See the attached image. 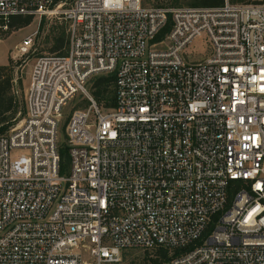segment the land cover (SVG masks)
<instances>
[{
    "label": "built area",
    "instance_id": "1",
    "mask_svg": "<svg viewBox=\"0 0 264 264\" xmlns=\"http://www.w3.org/2000/svg\"><path fill=\"white\" fill-rule=\"evenodd\" d=\"M57 6L0 0V34ZM62 14L66 52L34 60L25 113L0 135V264H122L156 248L163 264H264V0H75ZM200 37L211 54L189 62ZM111 73L103 108L88 84Z\"/></svg>",
    "mask_w": 264,
    "mask_h": 264
},
{
    "label": "trees",
    "instance_id": "2",
    "mask_svg": "<svg viewBox=\"0 0 264 264\" xmlns=\"http://www.w3.org/2000/svg\"><path fill=\"white\" fill-rule=\"evenodd\" d=\"M66 0H55V4L65 2ZM148 1L152 2V6H194V7H216L223 3V0H142V5H146ZM32 22L30 16H15L10 20L9 29L1 34H7L13 30L21 29L28 26ZM167 31L165 28L161 34L157 36L160 39ZM68 47L67 33L63 30L61 33L54 35L52 38V45L50 47L51 52H59L64 54ZM13 69L14 63L11 61L9 65H0V135H3L13 125L19 117L24 115L25 105L20 109L19 102L14 95L13 85ZM114 83L115 74L97 75L94 76L88 84V88L95 98L99 106L103 108L112 107L115 105L114 95ZM86 103L78 105V107H85ZM68 118V117H67ZM67 121V119H66ZM65 140V137H64ZM61 141L58 147V153L60 158V171L64 173L68 165V155L65 145V141ZM191 246L176 249L174 255H178L187 251ZM146 254L141 264H163L171 257L168 254V250L165 248H156L153 250L152 255L150 251L146 250ZM125 256V251L122 253V257Z\"/></svg>",
    "mask_w": 264,
    "mask_h": 264
},
{
    "label": "rangeland",
    "instance_id": "3",
    "mask_svg": "<svg viewBox=\"0 0 264 264\" xmlns=\"http://www.w3.org/2000/svg\"><path fill=\"white\" fill-rule=\"evenodd\" d=\"M75 0H66L59 3L57 12L39 19H32V22L21 29L13 30L7 34H0V65H9L12 61L14 63L13 82L14 95L19 102L20 109L24 106L25 91L28 85L29 74L34 60L44 54L53 53L50 51L52 45V38L54 35L61 33L63 30L67 33L68 22L64 18L62 12L67 9ZM146 5H152L148 1ZM181 6V5H180ZM174 7V6H173ZM34 35L33 45L24 55L20 54L19 46L22 40L27 35ZM211 54V46L205 37H200L194 40L186 49L185 56L189 62H199ZM80 98V97H78ZM73 103H70L64 110L65 113L72 109ZM68 113V112H67ZM16 121L18 122L23 115H19ZM64 124V121H63ZM9 129L6 131L8 132ZM5 132V133H6ZM60 140H64V133L62 129ZM4 133V134H5ZM146 250L143 249H129L125 251L122 264H141ZM153 251H150L152 255Z\"/></svg>",
    "mask_w": 264,
    "mask_h": 264
},
{
    "label": "crops",
    "instance_id": "4",
    "mask_svg": "<svg viewBox=\"0 0 264 264\" xmlns=\"http://www.w3.org/2000/svg\"><path fill=\"white\" fill-rule=\"evenodd\" d=\"M4 64H5V63H4ZM4 64H3V65H4Z\"/></svg>",
    "mask_w": 264,
    "mask_h": 264
}]
</instances>
